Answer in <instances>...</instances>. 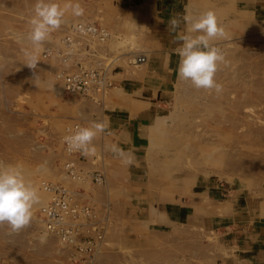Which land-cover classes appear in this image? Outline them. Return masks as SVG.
<instances>
[{"label": "rangeland", "instance_id": "374dc122", "mask_svg": "<svg viewBox=\"0 0 264 264\" xmlns=\"http://www.w3.org/2000/svg\"><path fill=\"white\" fill-rule=\"evenodd\" d=\"M146 1L155 0H0V264H77L39 213L42 181L75 185L61 171L73 121L93 133L81 166L103 173L86 190L107 220L93 264L256 262L255 252L236 255L229 233H264V0H157L166 5L163 27L141 14ZM79 22L110 32L104 42L80 40L75 56L108 70L116 88L97 99L65 96L55 77L63 64L44 56ZM156 52L165 58L150 66ZM169 53L181 73L164 91ZM134 54L147 65L131 78ZM158 88V116L139 124L146 137L118 146L130 106ZM201 204L204 212L185 215Z\"/></svg>", "mask_w": 264, "mask_h": 264}, {"label": "built area", "instance_id": "2783aa9c", "mask_svg": "<svg viewBox=\"0 0 264 264\" xmlns=\"http://www.w3.org/2000/svg\"><path fill=\"white\" fill-rule=\"evenodd\" d=\"M93 37L104 42L110 32L104 26L90 22L74 24L61 38L62 49L54 56L63 64L55 77L68 96L80 95L97 99L110 88H116L109 80L107 69L75 63L80 40ZM46 56L54 54L46 49ZM144 56L133 59L143 61ZM93 137L89 127L81 121L71 122L62 136L64 160L62 170L68 179L75 182L70 187L53 181H42L41 188L47 191V199L39 213L45 230L55 235L58 243L68 249L69 259L77 264L94 263L95 256L106 245L107 220L94 212V203L86 190L93 191L103 182L101 171H90L81 166L82 151Z\"/></svg>", "mask_w": 264, "mask_h": 264}, {"label": "crops", "instance_id": "0c3cea01", "mask_svg": "<svg viewBox=\"0 0 264 264\" xmlns=\"http://www.w3.org/2000/svg\"><path fill=\"white\" fill-rule=\"evenodd\" d=\"M262 2H263L262 0H257L256 2H252V4H254V3L259 4ZM143 9H144V11H146V13H141V14L144 16H148L147 19H149L152 22L154 21L155 25L163 27V22H166L167 21L166 19H168V18H166L168 16L166 11H165L166 5L163 4V1H157V0H155L154 2H152V1L147 2L146 1L145 5L143 6ZM134 53H136V52H134ZM134 55L136 56V54H134ZM158 55L160 58H165L164 52H158V53L156 52L154 57L150 58V61L152 59V61L150 62V66H152L156 62ZM118 59H119V57H118ZM113 61L116 62V59L114 58ZM131 65L135 66V68H136L135 69V68L130 67L132 69V71H129L131 78H134V77H138L139 75L144 74L143 72L145 70L147 63H145V64L142 63L139 65L138 64L134 65L131 63ZM180 73H181V60L179 63L178 59L176 60L175 55H173L172 53H169L168 65H167L166 73H165V77H164V87H163L164 91H167L168 87L170 85H172L174 83V81L179 80ZM115 74H111V75L114 76ZM150 78H151V76H150ZM152 81L153 80H151V82ZM115 83H117V82L115 81ZM163 90L161 88H158L155 91H150L149 97H151V98L147 97L149 99L145 102L142 101L143 104L134 103L130 106L128 111L131 115L128 114L125 116L126 117L133 116L134 119L130 122V125H128V127L122 126V128H120V129L118 128L117 131L114 133V135L116 137H119V139L121 140V142L119 141L118 146L122 147L123 145H126V146L131 147L134 143L135 133L140 132L142 137L143 136H144V138L146 137L145 132H144V128H146L147 126L142 124L143 126L139 127V124L142 123L141 121L151 122L154 120V118L156 116H158V113L160 112L159 107H162V100L164 97L163 96ZM115 92H116L117 96H121V99L123 102H128L129 100H131L129 95L125 94V92L123 90L118 89ZM158 97H159V100H157L156 103H150L151 100L158 98ZM120 119L123 121L125 120V118L124 119L120 118ZM138 127H139V129H138ZM202 200H203V198H202ZM202 202L205 203V201H202ZM203 204L198 205V206L193 205L195 208L190 209L188 212H186L187 214H185V215L192 217V216H194V214L197 215L200 211L204 212L205 206H203ZM237 228L238 227L230 228V230L231 229L232 230L229 233V236H230L229 239L232 240L233 242H235L239 246L236 255L238 257H241L242 259L243 258L247 259L248 257H251L250 255L247 254V253H249V251L251 253L255 252V254L252 257L255 258L256 262H253V264H261V262L264 261V248L261 246L260 242L264 243V233L263 234L260 233V235L257 234L254 236V231H248L247 229H245V227L240 228V229H237ZM223 232H224V234H227L228 230L226 229ZM223 232L221 231L219 233H223ZM262 239H263V241H262ZM250 264H252V262H250Z\"/></svg>", "mask_w": 264, "mask_h": 264}, {"label": "bare ground", "instance_id": "6f19581e", "mask_svg": "<svg viewBox=\"0 0 264 264\" xmlns=\"http://www.w3.org/2000/svg\"><path fill=\"white\" fill-rule=\"evenodd\" d=\"M48 50H52V51H55V50H53L52 48H47ZM57 52H59V50L58 51H55V52H53L54 54H52V58H55V59H57L54 55L57 53ZM145 61H146V58L144 57V59H143V61H139V62H133V64H142V63H145ZM59 81V80H58ZM60 82V81H59ZM60 84H61V82H60ZM61 86H62V84H61ZM63 88V87H62ZM64 92V91H63ZM65 94V93H64ZM104 95H105V93H104ZM65 96H66V94H65ZM77 95H73L72 96V99H74L75 97H76ZM69 98V97H68ZM70 124V123H69ZM69 124H67L66 125V127L69 125ZM66 127H65V129H66ZM64 132H65V130H64ZM62 163H63V161L61 162V171H62V177L63 178H65L66 180H68L70 183H75V182H73V181H71L70 179H68L67 177H65V175H64V173H63V170H62ZM42 190L47 194V191H45L43 188H42ZM43 224V223H42ZM43 226H44V224H43ZM44 228H45V226H44ZM47 233V232H46ZM50 235H52V234H50ZM53 237H55L56 238V236L55 235H52ZM57 239V238H56ZM63 250H64V248H62ZM61 249V250H62ZM62 250V251H63ZM65 251V250H64ZM101 254V252L100 253H98L96 256H95V259H94V262L96 261V259H97V257L99 256ZM90 264H92V263H90Z\"/></svg>", "mask_w": 264, "mask_h": 264}]
</instances>
